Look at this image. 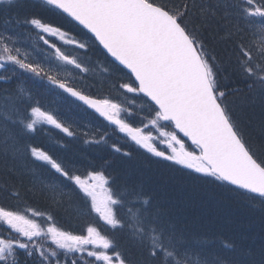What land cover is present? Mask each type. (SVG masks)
Instances as JSON below:
<instances>
[{"label": "snow or ice", "instance_id": "obj_1", "mask_svg": "<svg viewBox=\"0 0 264 264\" xmlns=\"http://www.w3.org/2000/svg\"><path fill=\"white\" fill-rule=\"evenodd\" d=\"M43 14L79 28L84 42ZM212 29L231 43L227 68L208 50ZM55 36L102 49L119 74L117 94H132L138 110L85 91L94 87L85 83L90 69L48 38ZM29 41L41 60L22 48ZM67 65L78 71L64 72ZM0 73V192L45 204L27 209L36 218L0 206V264H264V222L258 236H226L143 181L119 180L111 160L81 169L32 142L45 125L78 134L42 103L54 95L93 110L152 157L255 194L264 213V0H0ZM37 84L43 93L32 91ZM248 110L245 124L239 113ZM83 135L84 144L132 157L109 145L107 132ZM73 221L78 234L61 226Z\"/></svg>", "mask_w": 264, "mask_h": 264}, {"label": "trees", "instance_id": "obj_2", "mask_svg": "<svg viewBox=\"0 0 264 264\" xmlns=\"http://www.w3.org/2000/svg\"><path fill=\"white\" fill-rule=\"evenodd\" d=\"M31 2L36 3L37 0H31ZM43 18L46 21H52L54 26H60L62 31L68 33V38H75L84 42V35L79 28L50 14H43ZM214 32L215 29H212L204 34L208 50L214 52L227 68L231 43L221 40L217 35H214ZM48 38L90 69L85 83L94 85V87H86L85 91L97 98L111 97L116 102L121 103L124 108L131 109L133 112L137 111L136 107L129 102L130 99L129 101L124 100L125 97L117 94L119 74L111 71V65L105 61L102 49H98L92 44H89L88 49H79L74 45L64 44L56 36ZM39 44L40 47L47 50V46L43 45L42 42H39ZM21 46L31 53L30 59L33 57L37 60L42 59L44 53L36 52L31 47L30 41ZM104 68H108L109 72L103 71ZM63 71L76 72L78 70L73 69L71 65H67ZM60 78L72 80L71 76L63 74ZM113 85H115V88ZM241 87L243 86L241 85ZM32 91L40 94L43 93L44 87L37 84L32 88ZM42 103L51 109H55L59 118L67 125H72L73 129L78 131V134L75 138H69L58 129L45 125L32 134V142L36 146L42 147L54 156L73 159L76 166L81 169H86L90 162L99 166L104 159L111 160L113 162L112 168L108 171L119 180L143 181L146 187L158 196L179 204L188 216L210 221L209 227L213 231L222 232L226 236L252 233L258 236L260 234L261 225L264 222V213L261 211L259 200L252 198L254 195L233 192V187L230 185L213 182L211 178L201 177L200 174L190 169L152 157L151 154L145 153L142 149L134 146L124 134L114 132V125H109L107 121L99 118L85 106L76 107L69 103L60 102L54 95L44 96ZM76 103L79 104V102ZM239 115L244 118V122L247 124V117L252 116V112L248 110L246 113H239ZM137 119L139 120V117ZM253 128L255 129V124ZM85 131L89 133V136H95L96 138L107 132L108 144L116 143L122 149L131 151L132 157L127 158L116 154L105 144H84L83 140L86 137H84L83 132ZM249 132L255 138L258 129H255V131L250 129ZM61 144L65 147H61ZM0 206H4L7 210L28 214L30 218H36L27 212V209L43 210L45 204L42 200L26 199L23 194L19 199H13L0 192ZM40 222L44 224L43 220ZM61 226L65 230H72L78 234L80 224L73 221ZM115 237L117 242L120 243V233H115ZM41 243L47 242L41 240ZM51 247L54 248L55 246L52 245ZM72 255L80 254L74 253Z\"/></svg>", "mask_w": 264, "mask_h": 264}, {"label": "rangeland", "instance_id": "obj_3", "mask_svg": "<svg viewBox=\"0 0 264 264\" xmlns=\"http://www.w3.org/2000/svg\"><path fill=\"white\" fill-rule=\"evenodd\" d=\"M56 37L60 40V38H59L58 36H56ZM60 41H61V40H60ZM100 98L103 99V98H105V97H100ZM126 99H127L128 101H129V99L131 100V99H132V94H129L128 97L125 98L124 100H126ZM139 103H140V102L137 101L136 104L134 105V106L136 107L137 110H138V105H139ZM96 115H97V114H96ZM97 116H98V115H97ZM121 116H122V118L130 119L131 122H132L135 126H141V124H140L139 120L137 119V117H136V118H129L126 112L122 113ZM98 117H99V116H98ZM99 118H101V117H99ZM101 119H103V118H101ZM150 130L153 131V134H154V135H157V133H156V131H155L154 129H150ZM161 147H163V146H161Z\"/></svg>", "mask_w": 264, "mask_h": 264}, {"label": "water", "instance_id": "obj_4", "mask_svg": "<svg viewBox=\"0 0 264 264\" xmlns=\"http://www.w3.org/2000/svg\"><path fill=\"white\" fill-rule=\"evenodd\" d=\"M86 107V106H85ZM90 111H92L93 112V110H91V109H89ZM96 114V113H95ZM98 115V114H97ZM102 118V117H101ZM182 135V134H181ZM186 139V138H185ZM189 143H190V141H189ZM253 195H255V194H253Z\"/></svg>", "mask_w": 264, "mask_h": 264}, {"label": "bare ground", "instance_id": "obj_5", "mask_svg": "<svg viewBox=\"0 0 264 264\" xmlns=\"http://www.w3.org/2000/svg\"><path fill=\"white\" fill-rule=\"evenodd\" d=\"M226 230V229H225Z\"/></svg>", "mask_w": 264, "mask_h": 264}]
</instances>
